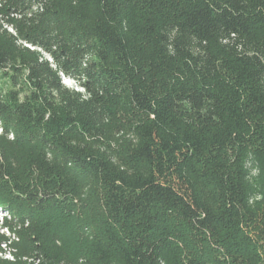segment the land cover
Returning <instances> with one entry per match:
<instances>
[{
	"label": "trees",
	"instance_id": "trees-1",
	"mask_svg": "<svg viewBox=\"0 0 264 264\" xmlns=\"http://www.w3.org/2000/svg\"><path fill=\"white\" fill-rule=\"evenodd\" d=\"M0 126V264H264V0H0Z\"/></svg>",
	"mask_w": 264,
	"mask_h": 264
},
{
	"label": "built area",
	"instance_id": "built-area-1",
	"mask_svg": "<svg viewBox=\"0 0 264 264\" xmlns=\"http://www.w3.org/2000/svg\"><path fill=\"white\" fill-rule=\"evenodd\" d=\"M1 131H2V127L0 126V133H1ZM10 216V214H9V212H8V210L7 209H5L4 207H2V206H0V231L1 232H8L9 230H8V228L6 227V226H4V220H5V218H7V217H9ZM6 230V231H5ZM12 238H15V239H17L18 237L17 236H15V235H12L11 236ZM10 242L9 243H7V244H1L0 245V253H2L3 252V249H6L7 247L9 248L10 247ZM12 252V251H11ZM10 255H12L13 256V259L15 258V255H14V253H10ZM0 256H6L4 253L2 254V255H0ZM6 258V257H5ZM8 259V258H7ZM12 259V260H13Z\"/></svg>",
	"mask_w": 264,
	"mask_h": 264
},
{
	"label": "rangeland",
	"instance_id": "rangeland-1",
	"mask_svg": "<svg viewBox=\"0 0 264 264\" xmlns=\"http://www.w3.org/2000/svg\"><path fill=\"white\" fill-rule=\"evenodd\" d=\"M67 83L69 84V85H73V83L70 81V80H67ZM6 231V230H5ZM1 232V231H0ZM7 234L8 235H10V236H12V235H15V236H17L15 233H11V231H8L7 232ZM16 241H18V240H16ZM17 248V246L15 247L14 245H13V243L10 245V247L8 248H6V249H3V252L2 253H0V255H2L3 253L6 255L5 257L6 258H8L9 260H12L13 259V256L12 255H10V253H14L15 255H19V251L16 249ZM12 251V252H11Z\"/></svg>",
	"mask_w": 264,
	"mask_h": 264
}]
</instances>
